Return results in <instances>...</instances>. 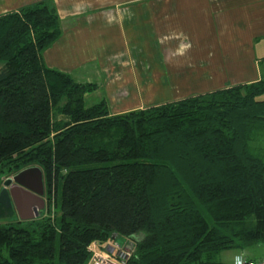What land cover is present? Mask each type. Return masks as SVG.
Instances as JSON below:
<instances>
[{"label": "trees", "instance_id": "16d2710c", "mask_svg": "<svg viewBox=\"0 0 264 264\" xmlns=\"http://www.w3.org/2000/svg\"><path fill=\"white\" fill-rule=\"evenodd\" d=\"M61 35L48 2L0 16V167L38 166L57 210L1 217L0 264H87L114 235L129 264H233L217 255L263 244L264 78L112 115L45 65Z\"/></svg>", "mask_w": 264, "mask_h": 264}, {"label": "crops", "instance_id": "0c3cea01", "mask_svg": "<svg viewBox=\"0 0 264 264\" xmlns=\"http://www.w3.org/2000/svg\"><path fill=\"white\" fill-rule=\"evenodd\" d=\"M40 2L62 26L45 65L96 84L117 112L145 105L141 94L159 82L170 101L264 78V0H0V16ZM143 54L154 62L149 89Z\"/></svg>", "mask_w": 264, "mask_h": 264}, {"label": "rangeland", "instance_id": "374dc122", "mask_svg": "<svg viewBox=\"0 0 264 264\" xmlns=\"http://www.w3.org/2000/svg\"><path fill=\"white\" fill-rule=\"evenodd\" d=\"M150 53H152V51H149ZM152 55L149 54H143L141 56H139L141 59V61L143 62V66H144V73H148V76H145V82L146 85V89L152 88L153 87V72H154V62L152 61L151 57ZM264 62V61H263ZM165 78V77H164ZM163 78V79H164ZM163 81V80H161ZM94 84V83H93ZM152 85V86H151ZM97 86V85H96ZM163 85H161V83L159 82L157 84V86L155 87L156 90L159 89V91L154 94L153 91L149 92L148 90L144 93H142V96H145V105H142L140 108L134 107L132 105L129 106V108H124L125 111L124 112H119L121 110H119L117 112L116 106H118V102H117V98L112 101L111 98L110 100H108L107 98L103 97L105 94L97 90V87L95 88V90L90 93L91 97L89 96L87 98V105H94V104H98L101 101H106L108 107H109V111L112 115H121V114H125L128 112H132V111H142V110H146L148 108H150L153 105H163L165 103H169V102H174V101H178L187 97H192V96H196L199 94H205V93H193V94H180L177 93L174 95L171 93L169 95V97H171L172 100L170 101H165L161 94L162 92V87ZM130 93V98L132 97H136L137 94H134L132 92ZM209 93V92H208ZM254 148L258 149L259 151L264 153V134L260 137V139H258L256 142L253 143ZM20 171L18 170H10V168H8L7 166H1L0 167V191L2 190L3 186H4V182L6 181V179L11 178L13 175L18 174L19 172H21L22 170L28 169V168H33V167H38L36 165H28L25 164L23 165ZM18 171V172H16ZM45 198H47V202H48V207H49V212L50 215L51 214H57V210L54 208V199H53V188H51V191H48L47 189V193L45 191ZM46 208V207H45ZM15 214V213H14ZM43 215H45V213H43ZM42 215V216H43ZM42 216H40L39 218L36 219H32V220H22L20 214H16V215H12L10 217H5V220H3L4 223L7 222H13L15 224L20 223L18 225H20L21 227H28L30 224L34 223V220L40 219L42 218ZM3 217L2 214L0 215V218ZM0 221H2L0 219ZM114 246L117 249V246H126L128 245V241L126 238L124 237H118L116 238H111L109 241L103 242V247L101 248V251L103 252L104 255H110L107 251H106V247L107 246ZM217 261L219 262H224V263H233V264H239L240 262H242V260H246L247 262H264V243L258 246H251L246 248L244 251L241 250H228V251H224L221 252L219 255H217L216 258ZM244 262V261H243Z\"/></svg>", "mask_w": 264, "mask_h": 264}, {"label": "water", "instance_id": "95a60500", "mask_svg": "<svg viewBox=\"0 0 264 264\" xmlns=\"http://www.w3.org/2000/svg\"><path fill=\"white\" fill-rule=\"evenodd\" d=\"M28 179L35 180L39 186V190H35L32 187L25 184ZM44 183H43V173L39 167L28 168L22 170L14 177L6 179L4 186L0 191V205L6 210L13 212L16 210L22 220L36 219L39 218L43 213L46 201L43 199L44 195ZM20 196L22 203H24V213H28L29 207H31L32 198L36 197L42 202L41 207L35 212V214L30 216H22L18 206V198ZM116 235L113 236L115 238Z\"/></svg>", "mask_w": 264, "mask_h": 264}, {"label": "built area", "instance_id": "2783aa9c", "mask_svg": "<svg viewBox=\"0 0 264 264\" xmlns=\"http://www.w3.org/2000/svg\"><path fill=\"white\" fill-rule=\"evenodd\" d=\"M103 242L95 241L88 247L90 260L87 264H129L132 258V248L130 245L117 246V249L110 245L106 247V251L110 255H104L101 251ZM244 261V262H243ZM239 264H264V262H247L242 260Z\"/></svg>", "mask_w": 264, "mask_h": 264}, {"label": "flooded vegetation", "instance_id": "af4514ba", "mask_svg": "<svg viewBox=\"0 0 264 264\" xmlns=\"http://www.w3.org/2000/svg\"><path fill=\"white\" fill-rule=\"evenodd\" d=\"M14 176L15 175H13L12 177H14ZM25 184L28 185V186H30V187H32L35 190H39L40 189L39 186H38V184H37V182L35 180L28 179V180L25 181ZM43 191H44V195L42 197L46 201V198H45V184H44ZM17 198H18V202L17 203H18L19 210H20L22 216H26L27 217V216H30V215L35 214V212L42 205V202L40 201V199H38L36 197H33L32 198V203H31L32 205H31V207H29V209L27 211L28 213L25 214L24 213V205H23L24 203H22L20 196H17ZM14 213L15 214H13V212L10 211V210L4 209L3 207L0 208V215L2 214V216L10 217L12 215L14 216V215L18 214V212L16 210L14 211Z\"/></svg>", "mask_w": 264, "mask_h": 264}, {"label": "bare ground", "instance_id": "6f19581e", "mask_svg": "<svg viewBox=\"0 0 264 264\" xmlns=\"http://www.w3.org/2000/svg\"><path fill=\"white\" fill-rule=\"evenodd\" d=\"M90 260V259H89Z\"/></svg>", "mask_w": 264, "mask_h": 264}]
</instances>
